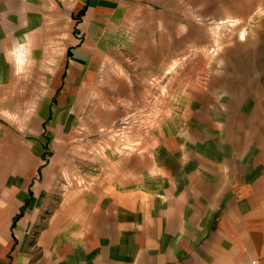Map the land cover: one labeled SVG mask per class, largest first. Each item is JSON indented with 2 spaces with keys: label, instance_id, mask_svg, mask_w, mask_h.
I'll return each instance as SVG.
<instances>
[{
  "label": "crops",
  "instance_id": "0c3cea01",
  "mask_svg": "<svg viewBox=\"0 0 264 264\" xmlns=\"http://www.w3.org/2000/svg\"><path fill=\"white\" fill-rule=\"evenodd\" d=\"M214 1L0 0V264H264V56L165 117Z\"/></svg>",
  "mask_w": 264,
  "mask_h": 264
},
{
  "label": "rangeland",
  "instance_id": "374dc122",
  "mask_svg": "<svg viewBox=\"0 0 264 264\" xmlns=\"http://www.w3.org/2000/svg\"><path fill=\"white\" fill-rule=\"evenodd\" d=\"M230 3L229 0L225 2H211L212 14L229 9ZM236 4H241L243 11H246L251 6H254L255 3L251 0H242L236 2ZM257 4L258 7L253 15H244L236 18L229 17L225 19L215 17L208 21L199 20L202 22V27L200 25L195 26L196 37L194 41L196 42V49H191V52L188 50L187 44L192 46L194 37H192V35L188 36L187 34L185 37H181V56L178 58L179 63H177L179 69L171 71L175 77L173 76L171 80L166 79L169 83L168 86L163 83L164 111L167 119H175L173 113L176 112V104L173 102V106L172 101H170L173 92H177L181 89L185 92H192L198 87L200 90H204L207 85L205 78H207L208 75H216L224 72L226 74H231L235 72L233 65L229 63L231 59L235 60L237 58L251 57L253 55L264 56V48L262 47L264 43V34L261 32L257 33L253 31L252 28L253 23L257 24L259 22H264V0H257ZM203 27H205V29H203ZM253 43L255 45L256 43H261V48H253ZM221 59L226 61L224 63L225 66L221 64ZM227 62L230 65H227ZM220 83L223 84V82ZM232 83H234V81H232ZM157 89L160 88L157 87ZM167 93L170 96H167ZM168 97L169 99L166 100ZM173 101H175V99ZM256 115L257 113L251 112V116ZM190 118L191 120H196L197 116L192 115ZM133 121L135 120L127 119V121L120 122L115 132H128L129 129L125 127L127 123ZM137 121H139V119ZM27 139L32 141L35 140V138ZM48 140V137H42V143H44L42 149L45 151V157L51 154V150L47 145ZM31 150H34V148H29V151Z\"/></svg>",
  "mask_w": 264,
  "mask_h": 264
},
{
  "label": "built area",
  "instance_id": "2783aa9c",
  "mask_svg": "<svg viewBox=\"0 0 264 264\" xmlns=\"http://www.w3.org/2000/svg\"><path fill=\"white\" fill-rule=\"evenodd\" d=\"M252 264H259L258 261H254Z\"/></svg>",
  "mask_w": 264,
  "mask_h": 264
}]
</instances>
